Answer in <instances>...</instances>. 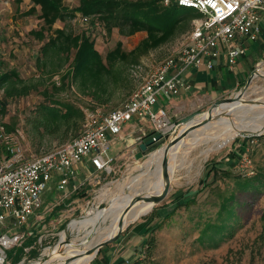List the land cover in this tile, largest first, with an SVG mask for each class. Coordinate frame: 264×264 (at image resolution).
Listing matches in <instances>:
<instances>
[{
	"label": "rangeland",
	"instance_id": "374dc122",
	"mask_svg": "<svg viewBox=\"0 0 264 264\" xmlns=\"http://www.w3.org/2000/svg\"><path fill=\"white\" fill-rule=\"evenodd\" d=\"M78 3L79 0H64V5L70 10L75 8ZM30 6L29 0H0V72L16 70L24 80L37 82L40 78L37 58L42 43L35 39L31 32L40 30L41 23L36 14L24 15ZM81 18V15L77 13L74 18H69L64 23L56 22L54 27H64L66 31L73 34L96 27V21H93L91 17L88 23H83ZM90 32L95 38L94 46L102 56L113 49L117 41H121L123 49L128 51L145 36L144 32L136 33L130 37H122L116 30L106 36L102 33L97 35ZM187 33L185 32L169 43L150 51L140 59L138 65L129 64L121 68L118 84L116 86L109 85L113 94L106 104L99 107L89 97L80 94L75 86L61 93L60 98L73 103L84 111L97 107L109 111L119 107L126 102L130 94L159 62L173 55L182 46ZM65 69L63 70L65 71ZM256 70L264 74V64H260L254 71ZM52 80L57 81L58 76ZM49 82L46 80V88L50 87ZM42 88L40 87L39 91ZM1 97L2 92L0 91V99ZM243 98L264 102V78L255 76ZM42 99L39 92L33 91L26 97L9 100L6 113L0 114V126L7 125L9 127V133L13 134L26 157L40 155L62 143L60 135L49 136L45 132L38 135L32 132V124L29 123L32 110ZM263 111L264 106H256L248 113H241L242 115L239 111L231 112L227 119L237 124L240 117L243 121L249 117L259 119ZM257 129L246 131V133L254 132ZM223 130V127H218L217 121H214L207 127L192 131L177 149L175 158L169 160V166L173 167V173L167 196L147 211L135 215V217L142 215L141 217L135 221L130 222L129 220L127 223V227H129L145 219L151 221V231L148 236L152 235L153 241L150 246L144 247L141 261L143 260L146 264H264V190L252 195H244L236 191L235 211L239 219L233 224L231 235L219 239L216 245L208 244L200 239V231L205 223L212 221L215 217L218 206H212V203L218 200V193L224 190H234V181L232 180L224 182L218 180L210 183L213 172H215L212 166L215 164L218 168H228L233 173H246L248 176L264 170V131L260 136H241L235 133L236 135L233 134L225 140ZM117 138L116 143L110 141L111 145L108 150V155L111 157L118 154L110 172L93 174L91 179L82 184L78 193L73 194L70 199V201L73 198L77 199L73 203V207L70 206L71 210L69 206L64 207L67 212L62 221L57 222L56 212L57 208L61 206L58 205L51 207L45 220L43 219L44 221L36 229L37 232L32 233L37 225L36 221L32 225L34 223L32 219L21 229L16 228L15 231L23 229L29 234L20 246H14L7 250V253L10 254L11 250L14 252L23 248L22 258L14 263L7 257L4 264H37L54 260L66 251V246L70 245L60 243L62 241L72 244L80 243L79 251H82L86 244L85 240L95 238L110 224V219H106L99 225L100 227H97L98 232L95 230V233L92 231V227L84 226L83 217L87 215L100 217L103 214L102 210H107L108 206L115 201V197L133 195V191L127 187L130 183L132 184V181L137 183L152 178L149 173L154 172L160 165L161 159L157 161L156 158L160 150L166 146L168 137L155 142L145 151H141L135 144L130 147L125 146L123 140L119 136ZM148 161H151L149 165H147ZM208 182L209 184L205 187ZM162 183L163 180L158 187ZM199 191L201 193L197 194L195 204L175 209L178 203L185 200L181 198L182 195L187 199ZM56 196L57 191L52 181L44 192V204L50 202L52 205L59 200ZM50 197L53 198L50 199ZM172 210L174 212L170 217L163 219L164 214ZM6 225L10 226L11 224L7 222ZM114 242H110L104 247L111 248ZM57 250L60 252L58 255L55 254ZM96 256L90 260L89 264Z\"/></svg>",
	"mask_w": 264,
	"mask_h": 264
},
{
	"label": "trees",
	"instance_id": "16d2710c",
	"mask_svg": "<svg viewBox=\"0 0 264 264\" xmlns=\"http://www.w3.org/2000/svg\"><path fill=\"white\" fill-rule=\"evenodd\" d=\"M29 1L31 6L24 15L36 14L41 23L40 30L31 32V35L42 43L37 58L40 78L37 82H29L16 70L0 72V114L6 113L9 100L26 97L37 91L43 99L32 110L29 120L32 132L38 135H41V132L49 136L60 135L61 144L78 136L85 111H88L60 98L61 93L75 86L80 94L89 97L99 107L106 104L113 94L109 85L118 84L121 68L129 64L138 65L140 59L150 51L189 32L192 21L199 17L192 9L175 4L164 7L159 0H79L78 5L71 10L64 5V0ZM77 13L91 17L98 25L77 34L66 31L64 27H54L56 22L64 23L67 19L74 18ZM113 30L122 37H130L139 32H144L145 36L128 51L123 49L121 41H117L113 49L102 56L94 46L95 38L90 31L106 36ZM55 76H58L57 81L52 80ZM46 80L50 81L48 88L45 87ZM40 87H43L41 91ZM2 127L9 133L7 125ZM154 136L155 134L151 133L147 139ZM6 156L8 152L4 144L0 143V160ZM212 169L215 172L210 183L218 180L234 181V190L218 193V202L212 203V206H218L215 217L205 223L200 231L201 241L216 245L219 239L231 235L232 226L239 219L235 211L236 191L244 195L261 193L264 190V170L248 176L246 173H233L228 168H218L215 164ZM208 184L209 182L205 187ZM198 193L201 191L187 199L182 195L181 198L185 200L178 203L175 209L195 204ZM173 212L172 210L165 213L163 219L170 217ZM152 237H147L146 245L150 246ZM22 250L23 248L14 252L11 250L7 257L17 263L22 258ZM129 264L146 263L143 260H134Z\"/></svg>",
	"mask_w": 264,
	"mask_h": 264
},
{
	"label": "built area",
	"instance_id": "2783aa9c",
	"mask_svg": "<svg viewBox=\"0 0 264 264\" xmlns=\"http://www.w3.org/2000/svg\"><path fill=\"white\" fill-rule=\"evenodd\" d=\"M159 2L164 7L175 4L192 9L199 17L192 21L182 46L159 62L126 102L109 111L99 107L85 111L78 136L33 157H26L13 134L0 126V143L8 152L0 160V264L6 262L7 250L20 246L29 234L16 228L21 229L31 218L43 219L45 212L77 192L93 174L110 172L115 160L108 155L110 141L118 136L122 139L125 124L135 118L163 138L173 132L176 124L170 122L166 110L154 107L160 97L178 92L182 85L179 76L185 69L202 65L211 69L220 46L225 47L226 63L232 67L246 52L247 44L260 36L264 0ZM81 17L83 23L89 22L90 17ZM52 181L61 197L52 205L44 204V192Z\"/></svg>",
	"mask_w": 264,
	"mask_h": 264
},
{
	"label": "crops",
	"instance_id": "0c3cea01",
	"mask_svg": "<svg viewBox=\"0 0 264 264\" xmlns=\"http://www.w3.org/2000/svg\"><path fill=\"white\" fill-rule=\"evenodd\" d=\"M260 30L259 38L255 42L247 44L246 52L237 59L234 66L227 65L225 47L220 46V53L214 60L211 69L205 68L204 65L199 68L188 67L185 69L179 76L182 85L178 92L160 97L154 108L165 109L170 122L175 124L190 114L203 112L215 100L235 94L255 68L264 64V16L260 23ZM151 133L149 124L134 118L125 124V129L120 136L125 146L130 147L135 144L139 147V144L144 142ZM117 141V139L111 140L112 143ZM73 194L58 204L61 206L57 208V222L62 221L66 215L67 210L64 207L69 206L71 210L70 206L77 201L76 198L70 201ZM59 197H61V193L57 191V198ZM52 198L50 197V199ZM47 213L45 212L43 217L41 216L44 220ZM31 219L34 220L32 225L35 224V221L37 224L32 230V233H35L44 220L40 217L37 220ZM151 225V221L147 219L130 225L115 240L113 247H104L99 250V254H96L97 256L91 264H129L134 260H141Z\"/></svg>",
	"mask_w": 264,
	"mask_h": 264
},
{
	"label": "bare ground",
	"instance_id": "6f19581e",
	"mask_svg": "<svg viewBox=\"0 0 264 264\" xmlns=\"http://www.w3.org/2000/svg\"><path fill=\"white\" fill-rule=\"evenodd\" d=\"M259 73L262 74L261 72H259ZM232 106H234V105H232ZM221 109L222 108H219L218 110H221ZM249 111L250 110L239 111V113L243 114L246 112L248 113ZM234 112H236V111H234ZM239 113L238 114L236 113V114L239 115ZM217 125H218V127L219 126L223 127V129H224L223 133H225V140H227V138L229 136H231L235 133L240 135L239 133H241V132H246V131L257 129V128H258L257 130H255L254 132H251V133H261L264 129V111L261 112L259 119H254L252 117H249V119H245L243 121L242 118L240 117L238 123L235 124V123L231 122L230 120H228L227 118L222 117L217 121ZM251 133H248V134H251ZM182 144H183V142H181L179 145H177L175 147V149L173 150L171 159L175 158V156H176L175 154L177 152V149H179V146H181ZM162 152L163 151L160 150L159 155L156 158L157 161H160V159L162 158ZM150 158H152V157H150ZM150 163H151V161H148L147 165H149ZM172 173H173V167H170V176ZM149 176H151L152 178L148 179L147 181L145 180L143 182L140 181L137 183H135V182L133 183V181H132V184L130 183L128 186L126 185L130 190L133 191V195H129L127 197H122V195H120L118 197H115L114 198L115 201L113 202V204L108 206L107 210L106 209L102 210L103 214H101L100 217H95L93 215H87L86 217H83L84 226L86 228L92 227L93 228L92 231H94V232H95V230L98 232L97 227L101 223L105 222L106 219H110V224L104 230H102V232H99V234L95 238H93V239L88 238V240H85L84 243H86V244L83 246L84 249L82 251H79V248L81 246L80 243L74 242L73 244L71 243L68 247L66 246V251L64 253H62L60 256H57L56 259L46 261L43 263H37V264H63L65 262H66L65 264H89L90 260L93 258L94 255L93 254L92 255H85L84 252L86 250H88L89 248H91L94 244H96V243H98L104 239H107L108 237L112 236L116 232L118 218H119L121 212L124 210V208L130 202L131 198L137 194H140L139 192H141V191L143 192V191L149 190V194H153V195H158L162 191L164 182L161 184L160 187H158L159 183L162 180L161 173H160V165L156 167L154 172L149 173ZM127 187H126V189H127ZM137 187H140V188H137ZM154 204L155 203L153 201L135 203L130 208V210L125 214L124 219H123L124 223L127 224L129 222V220H130V222L135 221L138 217L142 216V215H138L135 217V215H137L141 212L147 211ZM100 229H102V228H100ZM84 243H82V244H84ZM55 254L58 255V254H60V252L57 250Z\"/></svg>",
	"mask_w": 264,
	"mask_h": 264
},
{
	"label": "water",
	"instance_id": "95a60500",
	"mask_svg": "<svg viewBox=\"0 0 264 264\" xmlns=\"http://www.w3.org/2000/svg\"><path fill=\"white\" fill-rule=\"evenodd\" d=\"M255 76H260L264 78V74H260L257 70L253 71L248 77V79L245 81L243 86L240 87V89L235 94L226 98L217 99L205 111L190 114L189 116H186L185 118L180 119L179 122L175 123L176 127L173 132L168 136L169 140L166 146L162 149L163 152L160 163L161 178L164 182L162 191L158 195H153L149 194V190H146L140 194L133 196L118 218L116 232L107 239H104L94 244L91 248L84 252L85 255L93 254L95 256L102 247H104L110 242L115 241L119 237V235L127 227V224H125L123 221L124 216L135 203L149 201L157 203L167 196L171 178L169 160L172 157V153L175 147L181 142L185 141V139L192 131L201 127H207L209 123L218 121L222 117L228 118L231 112L251 110L253 109V107L256 106H264V102H260L258 100H246L243 98L250 82ZM219 108L222 109L218 110ZM198 114H200L199 117H197ZM263 131L261 133L248 134L246 132H241L239 134L241 136H260ZM161 139H164L163 135L161 133H158L154 137L149 138L144 142L140 143L139 148L141 151H145L149 146L153 145L155 142H158ZM60 243H63L64 245L71 244L69 242L63 241Z\"/></svg>",
	"mask_w": 264,
	"mask_h": 264
}]
</instances>
